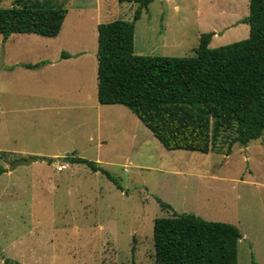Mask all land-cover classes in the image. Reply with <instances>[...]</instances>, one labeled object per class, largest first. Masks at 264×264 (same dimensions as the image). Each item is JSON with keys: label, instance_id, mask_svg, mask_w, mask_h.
<instances>
[{"label": "rangeland", "instance_id": "obj_1", "mask_svg": "<svg viewBox=\"0 0 264 264\" xmlns=\"http://www.w3.org/2000/svg\"><path fill=\"white\" fill-rule=\"evenodd\" d=\"M37 1L67 10L57 37L0 35V264H154V221L171 210L235 226L237 264H264V135L228 156L224 139L220 153L169 151L126 107L95 111L97 56L77 66L87 54H76L97 52V25L132 22L139 5ZM247 15L248 0H153L134 22V52L192 57L203 34L217 33L211 49L242 41ZM62 53L71 60L58 65ZM37 155L53 161L9 171Z\"/></svg>", "mask_w": 264, "mask_h": 264}, {"label": "trees", "instance_id": "obj_2", "mask_svg": "<svg viewBox=\"0 0 264 264\" xmlns=\"http://www.w3.org/2000/svg\"><path fill=\"white\" fill-rule=\"evenodd\" d=\"M31 1L15 0L12 7L0 9L3 40L12 34L57 37L67 10ZM116 1L139 6L132 22L97 26L100 105L126 107L169 151L220 153L216 145L224 139L228 156L234 145L247 147L264 135V0H248V15L242 20L249 28L247 39L211 49V35L203 34L192 57L136 55L134 22L153 0ZM64 160L101 171L115 182L96 163ZM4 171L0 167V175ZM240 239L233 225L171 210V215L154 221V264H237Z\"/></svg>", "mask_w": 264, "mask_h": 264}, {"label": "crops", "instance_id": "obj_3", "mask_svg": "<svg viewBox=\"0 0 264 264\" xmlns=\"http://www.w3.org/2000/svg\"><path fill=\"white\" fill-rule=\"evenodd\" d=\"M98 26V25H97ZM60 33V32H59ZM215 33H213V35H214ZM59 35V34H58ZM57 35V36H58ZM216 35H217V33H216ZM215 35V36H216ZM215 36H212L211 37V39H210V42H211V40L215 37ZM210 44V43H209ZM135 53V52H134ZM85 54H87V56L85 57V58H82V60L80 61V62H78V63H74V64H76L77 66H79V65H81V66H83L84 65V62L85 61H87V60H89L91 57H93L95 54H96V52L94 51V50H91V51H80V53L79 54H76V55H78L79 56V58H81V57H83ZM135 54H138V53H135ZM166 57V56H165ZM55 58H58V57H55ZM54 58V59H55ZM53 59V60H54ZM69 60H71V59H68V58H65V59H63V58H61V60L60 61H57V64L58 65H60V64H63V63H67ZM69 64V63H68ZM53 66V67H55L56 66V63H51L50 62V65L49 66ZM93 66L95 67V62H94V64H93ZM60 79L62 80V77H60ZM71 98V95H67V97H66V99H70ZM95 111H97V112H99L100 110H102V109H104V108H102V106L101 105H96L95 106ZM29 157L30 156H32L31 154L30 155H28ZM34 156H36V155H34ZM37 157H40L39 155H37ZM41 157H44V156H41ZM44 158H49V157H44ZM36 162V161H35ZM35 162L33 161L31 164H29V165H27V166H30V165H34L35 164ZM37 162H40V164L41 163H44L45 161H37ZM60 165H57L56 166V171L57 172H62L64 169H65V165H61V166H63V169L62 170H60V171H58L57 170V168L59 167Z\"/></svg>", "mask_w": 264, "mask_h": 264}, {"label": "water", "instance_id": "obj_4", "mask_svg": "<svg viewBox=\"0 0 264 264\" xmlns=\"http://www.w3.org/2000/svg\"><path fill=\"white\" fill-rule=\"evenodd\" d=\"M32 162H33V159H28V160H17V161H14V162L12 163V165L10 166L9 171H13V170H15L17 167L22 166V165L27 166V165L31 164Z\"/></svg>", "mask_w": 264, "mask_h": 264}, {"label": "built area", "instance_id": "obj_5", "mask_svg": "<svg viewBox=\"0 0 264 264\" xmlns=\"http://www.w3.org/2000/svg\"><path fill=\"white\" fill-rule=\"evenodd\" d=\"M62 169H63V166H61V165L57 168L58 171H60Z\"/></svg>", "mask_w": 264, "mask_h": 264}]
</instances>
